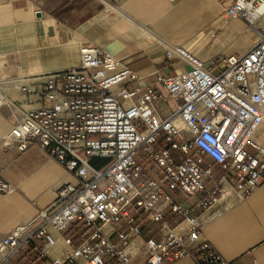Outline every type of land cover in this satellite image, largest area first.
Returning <instances> with one entry per match:
<instances>
[{
  "label": "built area",
  "instance_id": "2783aa9c",
  "mask_svg": "<svg viewBox=\"0 0 264 264\" xmlns=\"http://www.w3.org/2000/svg\"><path fill=\"white\" fill-rule=\"evenodd\" d=\"M226 16L257 31L244 55L206 64L172 48L168 56L190 69L142 88L138 75L112 55L83 46L80 67L48 75L38 89L22 88L49 106L26 112L6 145L22 153L36 144L76 183L63 185L30 224L0 234V264H174L186 257L228 264L201 239L202 229L205 213L223 201L226 188L227 199L236 201L264 185V144L255 142L264 128V31L256 26L264 0H235ZM160 101L175 103L165 118L157 111ZM206 158L221 176L205 166ZM167 190L188 198L205 192L202 213L194 216ZM14 191L0 173V194ZM144 221L158 228L160 238L138 244ZM80 229L86 233L75 244ZM58 238L62 255L51 257Z\"/></svg>",
  "mask_w": 264,
  "mask_h": 264
},
{
  "label": "crops",
  "instance_id": "0c3cea01",
  "mask_svg": "<svg viewBox=\"0 0 264 264\" xmlns=\"http://www.w3.org/2000/svg\"><path fill=\"white\" fill-rule=\"evenodd\" d=\"M234 1L0 0V95L4 99L0 106V173L15 187L11 194H0V234L30 224L56 201L63 185L76 183L71 173L36 144L22 153L6 145V135L26 112L49 106L39 93L29 94L23 87L38 89L48 75L80 67L83 46L112 55L120 67L138 75L137 86L142 88L154 84L159 76L190 69L175 54L168 56L172 48L181 47L206 64L244 55L254 46L257 31L240 18L226 16ZM256 26L264 31V17ZM156 106L163 118L175 109L173 101H160ZM255 142L264 144V128L256 133ZM250 152L254 153L252 147ZM205 166L222 175L212 160L206 158ZM212 189L209 183L206 190ZM167 192L194 216L202 213L199 203L205 192L192 198ZM204 219L201 239L228 264H264V185L221 209L211 207ZM141 226L138 242L160 238L153 224L144 221ZM83 233L85 229L77 230L75 244ZM63 248L58 238L51 257L61 256ZM174 264L196 262L186 257Z\"/></svg>",
  "mask_w": 264,
  "mask_h": 264
},
{
  "label": "rangeland",
  "instance_id": "374dc122",
  "mask_svg": "<svg viewBox=\"0 0 264 264\" xmlns=\"http://www.w3.org/2000/svg\"><path fill=\"white\" fill-rule=\"evenodd\" d=\"M144 158H145V157L141 154V155H140V159L143 160V162L146 161ZM146 165H147V166H150V164H148V163H146ZM153 170H154V169L151 168V169H150V172L152 173ZM234 201H235V200L232 199V198L225 199V200L219 202V203L217 204L216 208L221 209L222 207H225V206H227L229 203H232V202H234Z\"/></svg>",
  "mask_w": 264,
  "mask_h": 264
},
{
  "label": "bare ground",
  "instance_id": "6f19581e",
  "mask_svg": "<svg viewBox=\"0 0 264 264\" xmlns=\"http://www.w3.org/2000/svg\"><path fill=\"white\" fill-rule=\"evenodd\" d=\"M227 195H228V188L225 189V193H224V199H227ZM138 244H140V242H138Z\"/></svg>",
  "mask_w": 264,
  "mask_h": 264
}]
</instances>
